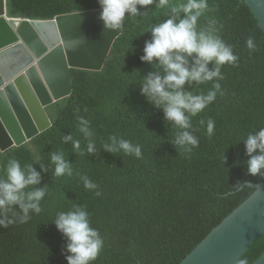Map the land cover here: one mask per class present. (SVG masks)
I'll list each match as a JSON object with an SVG mask.
<instances>
[{
	"label": "trees",
	"instance_id": "16d2710c",
	"mask_svg": "<svg viewBox=\"0 0 264 264\" xmlns=\"http://www.w3.org/2000/svg\"><path fill=\"white\" fill-rule=\"evenodd\" d=\"M7 1L10 17L32 20L101 9L99 0ZM156 2L141 7L136 18L126 14L124 31L102 71L73 69V94L47 108L53 121L49 130L21 147L0 150V173L7 158L15 157L22 165L31 163L41 175L38 186L48 188L39 215L33 213L21 224L17 205V223L0 227V264H68V242L52 221L72 204L87 208L92 226L105 240L94 264H182L255 193L256 187L244 186L264 181V176L248 173L250 157L241 139L264 123V29L255 13L243 0H209L207 15L222 26L220 35L233 46L239 62L221 68L225 95L193 118L199 147L184 154L171 142L174 132L163 108L141 94L143 76L163 74L141 59L152 35L144 29L169 18ZM250 36L257 45L252 51L246 45ZM208 67L212 70L214 64ZM210 86L193 82L184 90L199 94ZM77 114L92 121L97 140L93 153L81 155L72 141L64 143V137L72 136L81 139L84 149ZM207 118L215 121L211 137L199 124ZM112 134L141 145L142 158L105 150L102 145ZM61 151L73 165L72 177L53 174L50 157ZM81 175L98 183L102 195L86 190ZM263 253L264 234L241 259L252 264Z\"/></svg>",
	"mask_w": 264,
	"mask_h": 264
},
{
	"label": "clouds",
	"instance_id": "9594fccd",
	"mask_svg": "<svg viewBox=\"0 0 264 264\" xmlns=\"http://www.w3.org/2000/svg\"><path fill=\"white\" fill-rule=\"evenodd\" d=\"M156 0H99L100 19L106 29L116 30L122 27L126 14L132 18L141 15L140 8L150 5ZM157 9L165 10L169 18L156 24H149L144 31H151V40L146 42L141 59L154 63L163 70L143 76L139 83L141 94L149 103L163 108L164 118L174 132V143L181 153L190 154L199 147V138L193 134V118L199 116L212 105L217 96H224L225 90L220 81L224 80L221 68L230 65L238 66L239 56L234 54L233 46L221 37V27L217 21L208 16L209 0H158ZM181 13L184 15L181 16ZM159 15V13H154ZM204 18L205 22H201ZM247 48L252 51L257 45L253 37L246 41ZM191 58V62L190 59ZM214 64L210 70L208 65ZM211 85L199 90V94L184 90L186 84ZM87 111V109H85ZM78 113V111H77ZM78 132L86 141L84 149L81 139L72 136L64 137V143L72 141L73 149L81 155L86 151L96 150V133L92 121L85 116L76 115ZM201 127L206 126L209 137L215 134V121L212 118L200 119ZM245 142L247 171L253 176H264V123L259 124L241 138ZM102 147L113 153H123L142 158V147L125 139L123 136L109 135ZM31 151V149H30ZM33 159L38 154L32 152ZM55 177H72L73 165L61 151L50 157ZM48 171V168L44 169ZM41 175L31 163L22 165L15 157H9L0 173V227L17 223L14 206H19V223H27L31 215H39L42 201L48 194L47 186L39 187ZM83 187L101 196L98 183L87 175H81ZM11 214V215H10ZM56 228L67 240L66 259L68 264H94L101 255L105 240L99 229L92 226L90 213L85 206L72 204L68 210L58 211L53 219ZM239 264H247L241 259Z\"/></svg>",
	"mask_w": 264,
	"mask_h": 264
},
{
	"label": "water",
	"instance_id": "95a60500",
	"mask_svg": "<svg viewBox=\"0 0 264 264\" xmlns=\"http://www.w3.org/2000/svg\"><path fill=\"white\" fill-rule=\"evenodd\" d=\"M264 29V0H243ZM101 9L48 20L12 18L0 0V150L21 147L49 130L47 108L74 92L73 69L102 71L124 31L106 29ZM48 124L40 126L33 106ZM182 264H238L264 234V181ZM244 187L241 188L244 189ZM252 264H264V253Z\"/></svg>",
	"mask_w": 264,
	"mask_h": 264
},
{
	"label": "bare ground",
	"instance_id": "6f19581e",
	"mask_svg": "<svg viewBox=\"0 0 264 264\" xmlns=\"http://www.w3.org/2000/svg\"><path fill=\"white\" fill-rule=\"evenodd\" d=\"M33 109L36 112L40 126H42V127L46 126L48 124V119H47L46 115L43 113V111L41 109H38V107L36 105L33 106Z\"/></svg>",
	"mask_w": 264,
	"mask_h": 264
}]
</instances>
